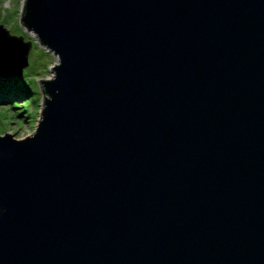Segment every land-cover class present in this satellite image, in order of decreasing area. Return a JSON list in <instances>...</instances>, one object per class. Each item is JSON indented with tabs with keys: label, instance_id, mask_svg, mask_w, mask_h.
Here are the masks:
<instances>
[{
	"label": "water",
	"instance_id": "water-1",
	"mask_svg": "<svg viewBox=\"0 0 264 264\" xmlns=\"http://www.w3.org/2000/svg\"><path fill=\"white\" fill-rule=\"evenodd\" d=\"M57 56L0 134V264H264V0H24ZM30 41L0 25V77Z\"/></svg>",
	"mask_w": 264,
	"mask_h": 264
},
{
	"label": "rangeland",
	"instance_id": "rangeland-1",
	"mask_svg": "<svg viewBox=\"0 0 264 264\" xmlns=\"http://www.w3.org/2000/svg\"><path fill=\"white\" fill-rule=\"evenodd\" d=\"M23 2L24 0H0V25L10 35L22 36L24 41L31 42L27 65L17 75V82L30 89L32 96L22 102L0 104V134L7 132L16 139L33 132L44 99L41 81L53 76L51 68L58 62L57 56L41 46L36 35L20 23Z\"/></svg>",
	"mask_w": 264,
	"mask_h": 264
},
{
	"label": "trees",
	"instance_id": "trees-1",
	"mask_svg": "<svg viewBox=\"0 0 264 264\" xmlns=\"http://www.w3.org/2000/svg\"><path fill=\"white\" fill-rule=\"evenodd\" d=\"M18 77H0V104L17 103L32 96V91L17 82Z\"/></svg>",
	"mask_w": 264,
	"mask_h": 264
}]
</instances>
